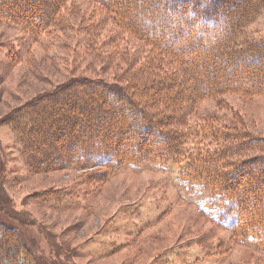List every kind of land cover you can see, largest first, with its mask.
Returning a JSON list of instances; mask_svg holds the SVG:
<instances>
[{"label": "trees", "instance_id": "16d2710c", "mask_svg": "<svg viewBox=\"0 0 264 264\" xmlns=\"http://www.w3.org/2000/svg\"><path fill=\"white\" fill-rule=\"evenodd\" d=\"M68 1L0 0L7 7L0 5V26H16L35 43L82 39L86 57L115 75L112 83L72 80L0 121L27 167L103 168V179L126 165L178 168L182 187L200 185L207 195L203 214L264 257V174L254 177L264 172V137L215 119L204 118L202 128L191 122L206 102L264 98V39L249 35L264 0H90L81 26L62 18ZM18 57L11 53L6 65ZM9 255L35 264L18 231L0 221V264Z\"/></svg>", "mask_w": 264, "mask_h": 264}, {"label": "rangeland", "instance_id": "374dc122", "mask_svg": "<svg viewBox=\"0 0 264 264\" xmlns=\"http://www.w3.org/2000/svg\"><path fill=\"white\" fill-rule=\"evenodd\" d=\"M0 5L6 13L5 2ZM91 11L90 0H69L62 18L87 25ZM249 32L264 39V13ZM23 34L16 26H0V121L72 80L114 81L113 71L86 57L82 39L65 34L35 43ZM13 52L19 61L8 67ZM194 116L197 127L204 118L215 119L264 137V98L228 95L202 104ZM14 137L9 126H0V221L18 231L35 264H264L249 243L203 214L207 195L200 185L195 191L182 187L178 168L126 165L104 179L103 168L37 173L25 164ZM71 191L79 198L57 203L42 197ZM4 264L21 260L9 255Z\"/></svg>", "mask_w": 264, "mask_h": 264}]
</instances>
